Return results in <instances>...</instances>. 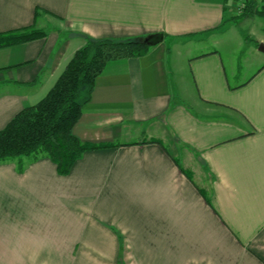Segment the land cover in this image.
<instances>
[{"label":"crops","instance_id":"0c3cea01","mask_svg":"<svg viewBox=\"0 0 264 264\" xmlns=\"http://www.w3.org/2000/svg\"><path fill=\"white\" fill-rule=\"evenodd\" d=\"M236 4L0 0V33H45L0 48V131L45 98L84 37L163 35L106 63L72 129L111 147L66 176L45 156L0 162V264H264V53L248 51V78L231 83L218 48ZM204 39L208 51L176 52Z\"/></svg>","mask_w":264,"mask_h":264},{"label":"trees","instance_id":"16d2710c","mask_svg":"<svg viewBox=\"0 0 264 264\" xmlns=\"http://www.w3.org/2000/svg\"><path fill=\"white\" fill-rule=\"evenodd\" d=\"M255 17L264 20V3L243 0L240 19ZM44 35L32 27L0 33V48ZM84 41L45 98L23 109L0 131V162L17 159L21 170L22 159L45 156L55 164L60 176H66L84 152L111 147L82 142L72 129L83 106L90 101L95 80L106 63L144 56L151 47L139 38L114 41L84 37Z\"/></svg>","mask_w":264,"mask_h":264},{"label":"rangeland","instance_id":"374dc122","mask_svg":"<svg viewBox=\"0 0 264 264\" xmlns=\"http://www.w3.org/2000/svg\"><path fill=\"white\" fill-rule=\"evenodd\" d=\"M242 3L243 0H239V4H236L234 9L235 14H233V17L227 19L230 24L226 23L225 29L227 30L228 28L229 31L224 33L222 36H219L221 39L220 44L224 47V51L222 47L218 48H221L220 52L222 60L224 61L226 73L231 83H241L248 78V64L250 61L248 51L252 50L254 52V57H257L256 55L258 54L256 51H258V49L256 48V44L264 43V20H260V18L257 19L256 17L255 19H240ZM258 3L262 4L264 2L258 0ZM210 49V41L204 39L202 42L191 43L184 48H178L176 52H178L181 56L182 54L184 56H187L188 54L194 56L202 50L208 51ZM176 52L174 53V56H177ZM259 55L264 57V54ZM251 61L255 68L256 62L253 60V57ZM234 75L238 78L241 75L243 79L235 80Z\"/></svg>","mask_w":264,"mask_h":264},{"label":"water","instance_id":"95a60500","mask_svg":"<svg viewBox=\"0 0 264 264\" xmlns=\"http://www.w3.org/2000/svg\"><path fill=\"white\" fill-rule=\"evenodd\" d=\"M163 41V35L158 33V34H153L150 35L146 38L143 39V44L148 46V47H154ZM258 51L261 53H264V44H259L257 47Z\"/></svg>","mask_w":264,"mask_h":264}]
</instances>
